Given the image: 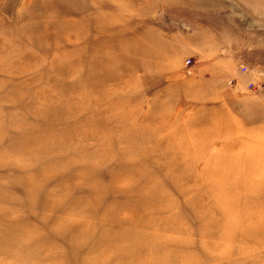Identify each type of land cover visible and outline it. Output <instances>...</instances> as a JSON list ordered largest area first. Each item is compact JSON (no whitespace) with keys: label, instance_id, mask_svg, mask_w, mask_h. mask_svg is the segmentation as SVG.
<instances>
[{"label":"rangeland","instance_id":"1","mask_svg":"<svg viewBox=\"0 0 264 264\" xmlns=\"http://www.w3.org/2000/svg\"><path fill=\"white\" fill-rule=\"evenodd\" d=\"M0 264H264V0H0Z\"/></svg>","mask_w":264,"mask_h":264}]
</instances>
